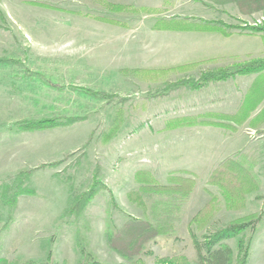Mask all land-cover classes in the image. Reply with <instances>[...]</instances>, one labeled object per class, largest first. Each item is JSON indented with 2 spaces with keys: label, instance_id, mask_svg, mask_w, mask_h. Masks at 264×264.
<instances>
[{
  "label": "rangeland",
  "instance_id": "1",
  "mask_svg": "<svg viewBox=\"0 0 264 264\" xmlns=\"http://www.w3.org/2000/svg\"><path fill=\"white\" fill-rule=\"evenodd\" d=\"M111 1L148 10L132 15L108 13L89 0H0V56L23 64H0V187L21 170L62 160L54 168H38L28 182L36 192L19 196L15 207L0 202V258L38 260L52 253L60 263L75 264L83 260L85 250L108 264H133L107 246L104 232L122 226L129 215L145 216L128 198V192L138 186L135 172L145 169L162 183L171 173L186 170L193 173L196 185L177 234L158 236L147 245L151 253L140 257L145 264L174 255L195 259L190 221L211 199V192L219 193L208 182L209 176L226 159H241L247 153L256 159L251 172L259 181L258 190L235 210L227 209L222 199V208L198 235L202 238L237 218L258 213L255 229L246 232L252 239L248 264H264V123L252 128L247 121L236 130L200 124L170 129L168 125L186 115L235 113L256 75L237 76L200 90H163L167 81L197 78L203 70L264 57L261 34L248 35L249 29L242 27L261 23L264 10L244 15L234 3L218 5L211 0ZM89 12L121 19L129 26L96 20L87 16ZM172 16L222 20L233 25L234 33L223 37L153 28L158 18ZM187 62L198 65L173 72L167 81L146 82L122 72L125 67ZM24 65L35 73H26ZM54 85L86 86L118 96L109 100ZM259 104L253 116L264 108V97ZM120 106L125 109V123L104 142ZM63 114L82 119L68 127L36 132L10 128L24 118ZM94 175L107 189L66 221L63 213L71 192L89 189ZM237 240H228L235 253Z\"/></svg>",
  "mask_w": 264,
  "mask_h": 264
},
{
  "label": "trees",
  "instance_id": "2",
  "mask_svg": "<svg viewBox=\"0 0 264 264\" xmlns=\"http://www.w3.org/2000/svg\"><path fill=\"white\" fill-rule=\"evenodd\" d=\"M207 3L203 0H198ZM218 5L234 3L239 8L240 13L252 15L255 12L264 10V0H211ZM90 3L101 6L108 13H129L140 15L147 11L146 7L134 4L113 2L111 0H89ZM32 4L47 8L54 6L47 3L31 1ZM61 9V8H60ZM0 14L3 15L0 8ZM87 16L109 24L128 27V23L108 15L89 12ZM248 35L260 33L264 39V20L253 25L246 24ZM153 28L156 30H171L180 32H200L209 34H220L223 37H230L234 33L233 25H228L222 20H211L194 17H160L156 20ZM205 59L206 60H210ZM0 64L23 65L20 60L0 56ZM198 65L194 63H182L167 67H125L122 72L126 75H133L141 81L160 82L167 81L173 72H183L193 69ZM25 66V65H24ZM25 72L35 73L25 66ZM262 74V75H261ZM264 57L251 58L245 61H235L227 66H220L215 69L201 71L195 77H182L175 81H167L163 88L164 92L179 88H190L200 90L210 86L212 83L227 81L237 76L256 75L251 86L246 93L242 104L235 113L207 112L198 115H186L177 117L169 121V128L181 126L214 125L236 130L238 126L249 122L250 127L257 128L264 123V108L254 116L253 112L260 105L264 97ZM260 76V77H259ZM57 89L77 90L86 95L114 99L115 93L95 91L86 86L80 85H54ZM257 94L253 99L247 101L251 94ZM263 95V96H260ZM213 118H220L224 121H217ZM82 118L75 115H52L41 117H29L13 122L11 130L15 132H36L52 130L71 126ZM125 123V109L120 106L116 118L112 125L104 133L103 141L107 142L114 138ZM2 124L0 123V129ZM243 158L230 157L215 168L209 176L208 182L217 186L219 193L211 192V199L192 217L190 221V232L196 248V258L190 259L186 255H174L157 257V264H248L250 258L251 237L246 235L247 230L255 229L259 220L258 213H251L237 218L217 230L205 234L202 238L198 232L202 231L211 219L222 208L221 202L229 210H235L245 206L248 194L256 192L259 181L255 174L251 172L256 166V159L245 153ZM62 161V160H61ZM61 161L42 163L34 168L19 171L10 182L3 183L0 187V202L9 208L16 206L19 196L31 195L36 191L28 185L34 172L40 168H54ZM135 182L138 186L128 192V198L145 212L144 217L129 215L122 226L115 229H106L104 239L107 246L118 253L123 258L133 264H145L140 257L147 251V245L155 241L158 236L176 235L178 225L182 221V212L185 204L191 198L196 185L193 173L189 171H175L168 176L166 183L160 182L149 170L140 169L135 172ZM103 189H107L106 184L94 175L91 186L81 193H72L69 207L64 211L63 216L68 217L79 215L83 209L93 200V198ZM221 195V196H220ZM222 197V198H220ZM148 201L150 203L148 204ZM238 238L237 251L228 242L229 239ZM151 253V252H149ZM0 264H66L60 263L52 258L50 253L44 259H10L0 258ZM75 264H108L100 261L87 251H83V260Z\"/></svg>",
  "mask_w": 264,
  "mask_h": 264
}]
</instances>
